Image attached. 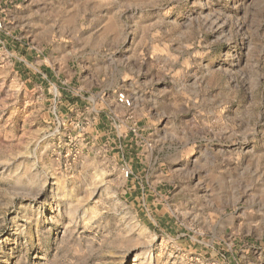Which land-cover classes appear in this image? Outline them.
Here are the masks:
<instances>
[{"label":"rangeland","instance_id":"obj_1","mask_svg":"<svg viewBox=\"0 0 264 264\" xmlns=\"http://www.w3.org/2000/svg\"><path fill=\"white\" fill-rule=\"evenodd\" d=\"M0 20L80 77L30 92L0 44V264H264V0H0Z\"/></svg>","mask_w":264,"mask_h":264},{"label":"crops","instance_id":"obj_2","mask_svg":"<svg viewBox=\"0 0 264 264\" xmlns=\"http://www.w3.org/2000/svg\"><path fill=\"white\" fill-rule=\"evenodd\" d=\"M19 14H23V16ZM19 14H13V19L11 20L16 22L22 19L27 23L29 20L30 25L32 24L33 21L28 11L19 12ZM13 29L15 31V28ZM14 31L12 30V32ZM3 41L6 43L8 41L9 48L12 49L9 55L12 59L11 67L13 72L16 77H19L18 79L21 81L22 85L26 88H30V92L48 90V86L52 87L53 85L58 86L59 89H63V85L66 83L75 84V82L80 80L75 70H65L62 63L53 61V59L57 58V56L53 55L55 53L53 45L52 47H42L40 51H37L26 45V43L30 41L13 37L12 34L8 36V33H5L4 30H0V44H3ZM80 86H82V83ZM81 91H83L82 87L79 89V92ZM114 127L118 132L117 135L121 136L122 132L119 134L118 127ZM126 128L128 129V127Z\"/></svg>","mask_w":264,"mask_h":264},{"label":"built area","instance_id":"obj_3","mask_svg":"<svg viewBox=\"0 0 264 264\" xmlns=\"http://www.w3.org/2000/svg\"><path fill=\"white\" fill-rule=\"evenodd\" d=\"M4 23L0 20V30H3ZM2 46V45H1ZM1 50V48H0ZM116 103L123 108H130L132 105V99L128 97L125 92H118L116 94ZM131 172L129 170L124 171V176L128 178Z\"/></svg>","mask_w":264,"mask_h":264}]
</instances>
